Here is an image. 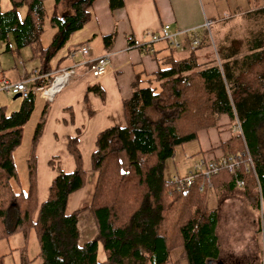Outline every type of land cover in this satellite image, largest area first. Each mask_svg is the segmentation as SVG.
<instances>
[{
	"label": "trees",
	"instance_id": "trees-1",
	"mask_svg": "<svg viewBox=\"0 0 264 264\" xmlns=\"http://www.w3.org/2000/svg\"><path fill=\"white\" fill-rule=\"evenodd\" d=\"M43 1L8 0L10 7L0 12V41L10 35L15 52L28 47L29 59L37 61L31 73L36 78L31 79L27 96L19 97L18 108L5 114L0 106V240L15 234L25 237L31 231L37 241L34 258L38 264H170L169 253L175 248L186 264H205L216 253V210L207 209V190L197 191L200 174L176 187L172 179H163V162L176 147L195 140L198 131L214 127L217 117L224 115L230 128L237 125L239 132L231 130L230 137L217 148L220 157L239 156L241 166L233 174L218 169L210 176L211 187L229 191L235 187V179L241 180L240 191L255 209L258 189L264 215V0H244L245 6H254L246 13L257 28L245 40L246 53L238 59L217 53L218 64L199 67L193 49L185 50L184 58L174 59L167 54L174 48L159 41L165 53L155 58L156 71L142 79L135 74L130 96L122 101L124 126H109L95 135L89 169L96 177L89 203L68 214L64 212L65 200L83 187L85 179L76 147L78 131L67 137L65 144L72 171H56L42 202H36L34 157L41 121L34 124L30 134L25 187L14 190L10 183L16 177L12 154L33 109L36 92L32 90L46 87L50 72L68 57L71 35L89 21L93 2L52 0L48 21L53 33L42 47ZM20 5L25 8L21 20L16 13ZM121 5V0L107 1L110 10ZM193 35L184 36L185 45ZM112 39L113 34H109L100 41L107 48ZM204 40L205 36L194 48ZM155 43L136 48L155 55ZM8 49L5 44L4 50ZM149 80H155L156 90L139 87L140 82ZM85 91L102 97L94 85ZM39 112L42 117L44 106ZM121 152L126 159L125 172L119 169ZM245 154L254 176L244 171ZM82 211L89 212L95 235L77 244L76 222ZM98 245L103 253L101 261L96 260Z\"/></svg>",
	"mask_w": 264,
	"mask_h": 264
},
{
	"label": "crops",
	"instance_id": "crops-1",
	"mask_svg": "<svg viewBox=\"0 0 264 264\" xmlns=\"http://www.w3.org/2000/svg\"><path fill=\"white\" fill-rule=\"evenodd\" d=\"M107 1L93 0L89 8V21L71 35L69 46L71 52L59 63L58 69L50 72L52 75L60 69L77 65V75L72 77L49 102L38 95L40 101L48 105L45 121L35 146L37 204L45 199L47 187L55 174L46 166L49 157H58L57 167L61 172L72 171L73 162L66 152L65 144L66 138L78 131L76 147L80 154L85 179L81 189L67 196L64 207L66 214L77 210L80 204L87 205L90 201L96 174L89 169V154L94 149L95 135L106 127L124 125L121 104L130 96V85L135 79V74L139 73L136 77L142 79L155 72L157 69L155 58L157 59L158 56L160 59L165 53V50H161L164 44L159 42L153 46L155 55L150 54V51L146 53L139 50L136 46L149 42L146 34L155 33L162 25H167L169 33L178 32L176 41L180 42L184 49L178 50V53L183 54L182 58H184L187 53L186 48L183 47L186 46L183 41L184 36L194 34L198 42L204 36V27L214 22L207 19L200 0H121V7L113 10L108 9ZM109 34H113V39L106 48L100 38ZM129 42L133 44L129 46ZM81 47L86 48L85 55L77 52ZM103 55H107L105 70L101 75L91 79L83 63ZM34 71L35 69L26 76L32 77ZM1 80L6 81L0 76ZM92 85L101 90L102 97H98L100 100L85 92V88ZM202 134L207 136L212 134L221 140L202 147L200 152L205 154L201 155L202 158L199 160L220 157L222 153L217 146L231 135L227 118L219 115L215 126L198 131L196 138ZM240 190L241 188L236 187L229 191L221 187L207 189V209L216 210L213 229L216 253L212 259H207L205 264L259 263L258 215L256 216L254 207ZM221 200L223 206H219ZM235 223L237 230L227 231L224 239H221L218 233L221 226L224 225L227 229V226H236ZM175 249H178L179 258L180 250ZM173 250L170 251L169 257Z\"/></svg>",
	"mask_w": 264,
	"mask_h": 264
},
{
	"label": "rangeland",
	"instance_id": "rangeland-1",
	"mask_svg": "<svg viewBox=\"0 0 264 264\" xmlns=\"http://www.w3.org/2000/svg\"><path fill=\"white\" fill-rule=\"evenodd\" d=\"M200 3L202 5V9L207 15V19H210L214 22L209 23L207 24V27H204V36L206 40L203 41V44L192 50L195 51V59L199 67L206 66L210 63L218 64L220 60H217V53L218 56L219 54L220 56L221 54L231 55L232 58L237 59L244 55L246 53L244 42L248 38L249 34L254 32L257 28L256 22L253 21L252 18L246 13L254 7L253 4L245 6L244 0H200ZM51 5L52 0H44L42 2V6L45 11V16L43 17L42 21V32L39 37V42L42 47L49 43L50 37L53 33V28L50 26L48 21ZM9 7L10 4L8 0H0V12L6 11ZM16 13L18 19L21 20L24 17L25 8L22 5L18 6ZM5 44H7L9 48L8 51L4 50ZM186 46L183 47L186 48ZM183 50L184 49L182 48V51ZM167 54H170L174 59H180L183 56V54L178 53V50L168 51ZM29 58V48L23 47L15 52L11 37L10 35H7L4 42L0 41V76L2 79L6 80V82L9 84L23 82L27 89L31 88L32 77L29 78V76L26 75L29 74L33 69L37 68V61L31 60ZM88 76L91 79L95 78L89 73ZM139 87H150L156 90L157 84L155 80L142 81L140 82ZM38 93L39 92H36L34 96V104L31 114L27 122L22 127L20 144L14 149L12 154V161L15 168L16 177L15 179L11 180L10 183L14 190H23L25 187V158L30 147L29 140L32 127L37 122L41 121L43 124L45 121V114L48 104L44 105L43 102L40 101ZM86 93H90L97 98L99 97L90 91H87ZM98 100L100 99L98 98ZM19 103V97L12 99V95H6L4 92L0 91V106L4 107L5 114L15 111L18 108ZM43 106L45 113L42 117H39V111ZM231 130L233 132L238 131L236 129V125L233 126ZM209 138L212 139L209 140ZM37 140L35 142V146L37 144ZM220 140L221 139L215 135L210 134L207 136L202 134L199 138L197 137L193 141H189L176 147L172 156L163 162V179L169 181L172 178L184 176L192 169V165L196 164L205 154V152H200L202 147H207L208 145L216 143ZM57 160V156H52L49 157L46 162V166L55 174L56 171L59 170L57 167ZM118 160L120 171L125 172L127 165L125 156L122 152L118 154ZM49 161L51 162V165L48 163ZM222 200L219 202V206H223L221 205ZM85 205V203L80 204L77 208L79 209ZM258 206L259 204L257 198V209L254 208L255 211L253 210L256 216L258 212ZM76 228L78 233L77 244L94 238L95 230L88 211H82L78 214ZM235 229L237 230V224L236 226L234 225V227L227 226V229L224 225H222L218 232L220 234V238L224 239L225 233L227 231ZM36 252L37 241L35 240L31 231H28L25 237H23L21 234H15L8 237L7 239L0 240V256H2L1 264H38V259L34 258ZM177 252L178 249H174L170 254V263L186 264L183 259L178 258ZM223 255H225V253ZM96 260H103V253L101 251L100 245L97 246Z\"/></svg>",
	"mask_w": 264,
	"mask_h": 264
},
{
	"label": "built area",
	"instance_id": "built-area-1",
	"mask_svg": "<svg viewBox=\"0 0 264 264\" xmlns=\"http://www.w3.org/2000/svg\"><path fill=\"white\" fill-rule=\"evenodd\" d=\"M206 25V24H204ZM148 36L149 42H159L164 41L167 42L170 46H172L174 49L182 50V45L180 42L176 41V36L178 35V32L175 33H169L168 32V26L162 25L157 32L155 33H148L146 34ZM128 40V38H127ZM197 40L193 38L186 46V49L192 50L197 45ZM80 55L86 54V48L81 47L77 51ZM83 65L86 66V72L89 73L93 77H97L101 75L105 67L107 65V55H103L101 57L95 58L93 60H89L87 62H84ZM77 65H72L64 69H60L56 72H54L51 75V79L47 81V86L44 88H37L32 90V92H39L38 95L40 98H42L44 101L49 102L52 97L57 94L66 84L67 82L74 76L77 75L76 69ZM36 78L35 76L32 77ZM0 91L4 92L6 95H13L18 94L19 97L24 98L28 94V89L24 86L23 82H18L15 84H9L6 81L1 80L0 81ZM236 129L239 131L238 127L236 126ZM237 131V132H238ZM246 156V165L243 166L244 171L249 170L251 174L254 176L252 164ZM241 166L239 156L237 155H227L218 157L216 159H210V160H199L196 164L192 165V169L187 172L184 176L172 178L173 184L176 187H181L184 184H188L192 181L195 174H200V183L197 186V191L200 192L202 190H207L211 188V180L210 176L218 169H223L227 173L233 174L236 169ZM234 185L236 188L242 187V181L239 179L234 180ZM257 198H258V225H257V234L259 238V247H260V257H259V263L258 264H264V219L262 217V206H261V199L259 196V192L257 189Z\"/></svg>",
	"mask_w": 264,
	"mask_h": 264
},
{
	"label": "water",
	"instance_id": "water-1",
	"mask_svg": "<svg viewBox=\"0 0 264 264\" xmlns=\"http://www.w3.org/2000/svg\"><path fill=\"white\" fill-rule=\"evenodd\" d=\"M18 97H19L18 94H13V95H12V99H16V98H18Z\"/></svg>",
	"mask_w": 264,
	"mask_h": 264
}]
</instances>
